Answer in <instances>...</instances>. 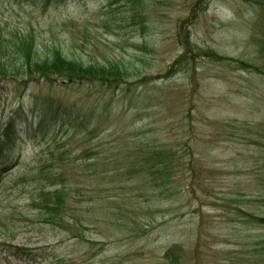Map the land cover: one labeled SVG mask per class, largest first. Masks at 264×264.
<instances>
[{
	"label": "rangeland",
	"instance_id": "obj_1",
	"mask_svg": "<svg viewBox=\"0 0 264 264\" xmlns=\"http://www.w3.org/2000/svg\"><path fill=\"white\" fill-rule=\"evenodd\" d=\"M263 17L264 0H0L1 35L127 74L0 82V264H264L244 213L264 216Z\"/></svg>",
	"mask_w": 264,
	"mask_h": 264
},
{
	"label": "trees",
	"instance_id": "obj_2",
	"mask_svg": "<svg viewBox=\"0 0 264 264\" xmlns=\"http://www.w3.org/2000/svg\"><path fill=\"white\" fill-rule=\"evenodd\" d=\"M260 20V19H259ZM264 21V17L261 22ZM10 38V39H9ZM5 37L0 34V82L7 79H16L20 75L24 76V82L40 76L50 79L52 77L63 78L70 83H98L108 86H119L127 74L118 66L85 65L77 60L69 59L57 48L51 49L50 54L40 53L44 49L40 44V39L34 30L17 32L12 37ZM212 57L222 59L216 53H210ZM258 72L264 74V68H257ZM9 127L0 137V147L8 145L13 134L10 129L14 127V122L10 121ZM16 130V126H15ZM155 158H146L153 161ZM154 166L155 165H149ZM149 166H144L149 169ZM51 209H56L58 205H48ZM250 221L264 226V216H257L244 211Z\"/></svg>",
	"mask_w": 264,
	"mask_h": 264
}]
</instances>
